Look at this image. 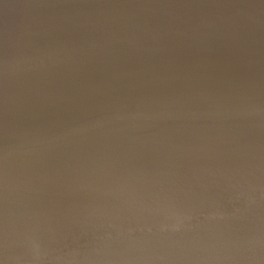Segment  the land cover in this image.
Returning <instances> with one entry per match:
<instances>
[{"label":"water","instance_id":"1","mask_svg":"<svg viewBox=\"0 0 264 264\" xmlns=\"http://www.w3.org/2000/svg\"><path fill=\"white\" fill-rule=\"evenodd\" d=\"M0 264H264V0H0Z\"/></svg>","mask_w":264,"mask_h":264}]
</instances>
